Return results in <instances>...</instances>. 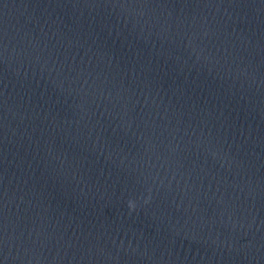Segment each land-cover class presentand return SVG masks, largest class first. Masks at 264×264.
Masks as SVG:
<instances>
[{
  "label": "water",
  "instance_id": "obj_1",
  "mask_svg": "<svg viewBox=\"0 0 264 264\" xmlns=\"http://www.w3.org/2000/svg\"><path fill=\"white\" fill-rule=\"evenodd\" d=\"M0 264H264V0H0Z\"/></svg>",
  "mask_w": 264,
  "mask_h": 264
},
{
  "label": "clouds",
  "instance_id": "obj_2",
  "mask_svg": "<svg viewBox=\"0 0 264 264\" xmlns=\"http://www.w3.org/2000/svg\"><path fill=\"white\" fill-rule=\"evenodd\" d=\"M131 206V205H130Z\"/></svg>",
  "mask_w": 264,
  "mask_h": 264
}]
</instances>
